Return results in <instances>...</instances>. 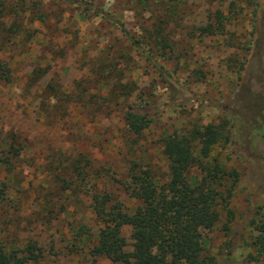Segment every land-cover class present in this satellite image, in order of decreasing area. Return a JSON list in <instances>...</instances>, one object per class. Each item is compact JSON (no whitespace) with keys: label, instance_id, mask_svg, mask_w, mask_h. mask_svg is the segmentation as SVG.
<instances>
[{"label":"rangeland","instance_id":"obj_1","mask_svg":"<svg viewBox=\"0 0 264 264\" xmlns=\"http://www.w3.org/2000/svg\"><path fill=\"white\" fill-rule=\"evenodd\" d=\"M2 1L0 21L6 26L22 1L29 10H41L43 19L40 22L35 14L22 13L20 20L29 36L23 41L26 35L22 34L17 44L10 39L1 55L14 65L17 79L13 86L0 88V136L8 134L11 127L26 146L19 159L21 173L16 175L18 180L22 178L20 191L0 209V237L21 244L34 240L41 256L28 264H90L85 247L73 237L80 225L90 233L98 227L88 198L76 191H55L56 186L46 180L47 166L70 152H82L115 180L120 178L125 150L123 122L113 108L98 106L92 99L105 95L112 82H128L133 87L128 100L143 98L153 119L135 149L158 176L163 177L166 171L159 135L208 124L224 127L225 136L213 146L210 156L238 173L228 202L232 218L224 230L221 225L226 211H221L215 226L203 232L204 250L216 264H250L246 256L251 252L252 231L245 213L249 203L255 202L252 210L258 212L256 217L264 216V162L256 160L252 142L242 144L249 137L246 131L239 132L238 125L248 123L250 129L264 124L262 23L254 29L256 17L264 20V0H86L116 22L95 15L93 7L84 10L79 4L60 0ZM216 11L221 13L223 32L199 34V28L207 23L216 26ZM117 23L134 35L159 28L172 38L173 53L163 65L188 91V97L179 89L165 87L138 51L127 45ZM109 66L107 87H98L99 72ZM37 68L41 76L25 89V74ZM49 82L68 93L71 100L56 102L49 90L44 91ZM80 93L91 102H70ZM40 107H45L44 115L37 113ZM231 118L237 122L232 124ZM256 140L264 151V144ZM253 167L259 173L251 172ZM190 174L196 175L195 170ZM107 189L127 207L133 206L117 182H108ZM128 232L127 226L121 228L125 250L130 249ZM94 264L120 263L100 256Z\"/></svg>","mask_w":264,"mask_h":264},{"label":"trees","instance_id":"obj_2","mask_svg":"<svg viewBox=\"0 0 264 264\" xmlns=\"http://www.w3.org/2000/svg\"><path fill=\"white\" fill-rule=\"evenodd\" d=\"M60 1L79 4L84 10L93 7L95 15L116 22L108 12L92 6L86 0ZM3 9L4 3L1 0L0 17ZM15 11V18L9 25L0 21V88L13 86L17 79L14 74L16 68L1 55L5 53L4 44L10 42V39L16 40L17 44L21 42L22 34L26 35L23 41L29 36L20 20L22 13L28 11L35 14L34 17L39 18L37 20L40 22L43 19L41 10H29L23 1L18 3ZM216 14L219 15V18L215 17L216 26L212 27L211 23H207L199 28V34L223 32L221 13L216 11ZM258 20L256 17L254 29L262 23L261 29L264 30V20ZM117 25L127 45L138 51L165 87L169 91L179 89V93L188 97V91L178 85L172 72L163 65L173 53L172 38L159 31V28L143 35H134L120 23ZM103 71L99 72L101 78L96 82L98 87L106 88L111 67ZM40 76L39 68L25 74L24 88L31 87ZM47 90L52 93L56 102L71 100L68 93L60 91L50 82L44 89ZM106 91L105 95L96 96L92 102L98 106L113 108L123 122L122 143L125 150L120 178L115 180L107 169L95 164L94 160L82 152H70L61 160L55 159V164L49 162L47 166L46 180L56 186L55 191L83 193L88 198V207L98 223L94 233L88 232L83 225L78 226L73 232L74 239L85 247V253L91 257L90 264H94L95 258L100 256L111 263L120 264H216L214 257L204 250L203 232L215 226L223 210L226 211V220L221 226L228 230L227 222L232 218L228 202L238 181V173L234 168L226 167L216 157L210 156L213 146L225 136L224 127L208 124L159 135L160 153L166 166L165 175L161 177L141 151L136 152L135 149L138 139L149 130L153 121L147 102L139 96L133 98L132 102L128 100L133 93V87L128 82H112ZM75 98L70 102H91L82 93ZM37 113L44 115L45 107L38 108ZM236 120L231 118V123L238 121ZM238 126L239 132L246 131L249 137L242 140V144L252 142L256 146V160L264 162V151L257 147L256 140L257 138L264 144V124L250 129L248 123L243 122ZM7 132L8 134L0 136V168L3 170L0 178V209L11 202L14 192L20 191L22 178L18 180L16 175L21 173L19 159L26 146L16 130L9 127ZM191 169L195 170L196 175L190 174ZM252 170L251 172L259 173L254 167ZM112 181L117 182L126 197L133 202L132 207H127L107 189V183ZM204 183H209L212 187H206ZM249 205L245 214L249 217L248 226L252 234L249 240L251 252L247 253L246 260L250 264H264V216L256 217L258 212L252 210L255 202H250ZM123 226L129 229V250L123 248ZM40 256V246L34 240L21 244L8 242L0 237V264H28L36 262Z\"/></svg>","mask_w":264,"mask_h":264}]
</instances>
